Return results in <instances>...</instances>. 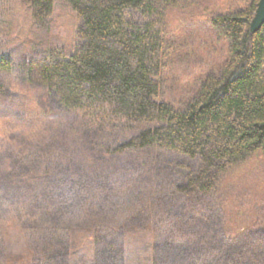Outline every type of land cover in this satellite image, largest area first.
<instances>
[{
	"label": "trees",
	"instance_id": "1",
	"mask_svg": "<svg viewBox=\"0 0 264 264\" xmlns=\"http://www.w3.org/2000/svg\"><path fill=\"white\" fill-rule=\"evenodd\" d=\"M20 1L51 34L8 50L0 0V264H264V212L234 229L217 193L264 160L258 0L206 17L228 56L180 107L162 95L166 29L200 0H62L70 42L57 0Z\"/></svg>",
	"mask_w": 264,
	"mask_h": 264
},
{
	"label": "rangeland",
	"instance_id": "2",
	"mask_svg": "<svg viewBox=\"0 0 264 264\" xmlns=\"http://www.w3.org/2000/svg\"><path fill=\"white\" fill-rule=\"evenodd\" d=\"M57 1L58 11L51 21L53 26L64 30L65 41L70 42L77 21L72 10L62 0ZM231 1L234 0H200L197 6L171 13L166 31L173 54L160 77L162 95L167 96L164 100L182 106L185 96L194 94L206 75L218 72L228 56L227 41L210 28L206 17L226 9ZM9 6L11 27L4 45L8 50L34 48L40 39L51 34L47 20L32 21L20 0H10ZM257 155L253 154L220 180L217 193L224 196L226 220L234 229L261 220L264 212V160ZM174 206L177 210L176 202Z\"/></svg>",
	"mask_w": 264,
	"mask_h": 264
},
{
	"label": "water",
	"instance_id": "3",
	"mask_svg": "<svg viewBox=\"0 0 264 264\" xmlns=\"http://www.w3.org/2000/svg\"><path fill=\"white\" fill-rule=\"evenodd\" d=\"M264 24V0H258L249 23L250 32L257 31Z\"/></svg>",
	"mask_w": 264,
	"mask_h": 264
}]
</instances>
